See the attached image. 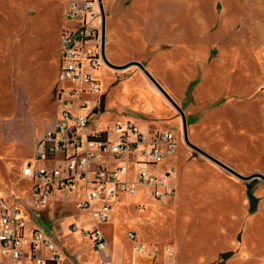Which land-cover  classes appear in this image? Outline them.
Segmentation results:
<instances>
[{
	"label": "rangeland",
	"instance_id": "1",
	"mask_svg": "<svg viewBox=\"0 0 264 264\" xmlns=\"http://www.w3.org/2000/svg\"><path fill=\"white\" fill-rule=\"evenodd\" d=\"M65 1L0 0L3 196L29 194L20 163L60 105L58 32ZM101 3L104 54L113 65L93 71L102 95L89 125L127 117L142 128L168 127L176 143L159 164L174 169L173 196L159 200L140 191L134 199L122 196L114 209L117 237L112 244L106 236L112 264H131L126 229L169 245L184 264H264V180L239 178L191 148L182 138L178 111L134 62L180 106L189 141L242 175L264 174V0ZM95 95H88L86 108L96 104ZM249 189L257 197L252 212ZM74 200L75 192L61 191L44 205H27L24 216L54 239L62 261L99 264L89 240L69 231L70 222H93ZM225 251L230 253L221 258Z\"/></svg>",
	"mask_w": 264,
	"mask_h": 264
},
{
	"label": "built area",
	"instance_id": "2",
	"mask_svg": "<svg viewBox=\"0 0 264 264\" xmlns=\"http://www.w3.org/2000/svg\"><path fill=\"white\" fill-rule=\"evenodd\" d=\"M62 16L58 78L66 83L58 89L60 105L52 123L35 137L31 155L20 163V176L29 180V194H0V264H66L54 239L24 216L27 205H44L55 193L75 192L74 206L93 222L85 227L70 222L69 231L89 240L99 264H112L100 224L110 219L113 200L134 196L140 189L145 197L159 200L175 192L170 179L174 169L159 166L175 150L173 130L142 128L127 117L89 125L101 98L93 71L105 63L98 0H66ZM91 93L96 94V104L88 109ZM124 236L131 243V264H184L169 260L173 251L167 244L147 241L133 229H126Z\"/></svg>",
	"mask_w": 264,
	"mask_h": 264
},
{
	"label": "water",
	"instance_id": "3",
	"mask_svg": "<svg viewBox=\"0 0 264 264\" xmlns=\"http://www.w3.org/2000/svg\"><path fill=\"white\" fill-rule=\"evenodd\" d=\"M99 3V9H100V15H101V55L102 58L104 60L105 63L113 65L112 63H110L107 58L105 57L104 54V42H105V36H104V19H105V14H104V10H103V6L101 3V0H98ZM135 64L141 69L143 70V72L147 75V77L157 86V88L161 91V93L167 98V100L173 105V107L178 111L180 118H181V131H182V138L183 140L194 150H196L197 152H199L200 154H202L203 156L207 157L208 159H210L211 161L215 162L216 164L220 165L222 168L226 169L227 171L233 173L234 175L238 176L239 178L242 179H248L251 177H255V176H259L264 180V174L260 173V172H255L249 175H242L240 173H238L235 169H233L231 166H229L228 164H226L225 162L219 160L218 158H216L215 156L211 155L210 153H208L207 151L203 150L202 148H200L199 146H197L196 144L192 143L191 141H189V139L187 138L186 135V129H185V117H184V113L182 111V109L180 108V106L175 102V100L161 87V85L155 80V78L144 68V66L139 62V61H134Z\"/></svg>",
	"mask_w": 264,
	"mask_h": 264
},
{
	"label": "crops",
	"instance_id": "4",
	"mask_svg": "<svg viewBox=\"0 0 264 264\" xmlns=\"http://www.w3.org/2000/svg\"><path fill=\"white\" fill-rule=\"evenodd\" d=\"M104 25H105V21H104ZM60 80V79H59ZM61 81V80H60ZM62 82V84H65L66 82L65 81H61ZM102 95V94H101ZM104 123H102V125H103ZM150 129H153V128H161V127H165V126H156V127H150V126H148ZM176 146V145H175ZM140 191H142L141 189L138 191V193H140ZM137 193V194H138ZM136 194V195H137ZM122 197V195L121 196H118V197H116L114 200H113V202H112V213H111V217H110V219L108 220V221H106V222H104V223H102V224H100V227H101V229H102V231H103V234L105 235V238H106V236H107V238L111 241V243L116 239V237H117V233H118V226H119V221L118 220H116V219H113V214H114V209L116 208V207H118V203L121 201L120 200V198ZM124 197H131V198H133L134 199V197L133 196H124ZM154 212L155 211H153L152 212V216L154 215ZM144 213H147V212H144ZM138 218V217H137ZM114 220V222H113V220ZM139 220H140V218H139ZM112 222H113V226H112ZM110 225V228L108 227ZM114 233V234H113ZM126 238V237H125ZM127 239V238H126ZM107 240V239H106ZM128 240V239H127ZM107 242H109V241H107ZM128 242H129V245H130V248H131V243H130V241L128 240ZM113 244V243H112ZM113 253V252H112ZM163 256V255H162ZM163 258L164 259H166V257L165 256H163ZM169 260H174V261H179V260H176L174 257H172L171 256V258H169ZM65 262V261H64ZM70 262H72V261H67V262H65L66 264H68V263H70ZM179 262H182V261H179Z\"/></svg>",
	"mask_w": 264,
	"mask_h": 264
},
{
	"label": "trees",
	"instance_id": "5",
	"mask_svg": "<svg viewBox=\"0 0 264 264\" xmlns=\"http://www.w3.org/2000/svg\"><path fill=\"white\" fill-rule=\"evenodd\" d=\"M252 189H249V206L248 209L250 212L254 211L256 209V201H257V197L254 196L251 193ZM230 253V251H225L220 253V257L221 258H225V256H227ZM221 258H219L221 260Z\"/></svg>",
	"mask_w": 264,
	"mask_h": 264
},
{
	"label": "bare ground",
	"instance_id": "6",
	"mask_svg": "<svg viewBox=\"0 0 264 264\" xmlns=\"http://www.w3.org/2000/svg\"><path fill=\"white\" fill-rule=\"evenodd\" d=\"M104 52H105V48H104ZM108 65V64H106ZM145 68V67H144ZM146 69V68H145ZM147 70V69H146ZM143 71V70H142ZM144 73V72H143ZM162 87V86H161ZM163 88V87H162ZM136 195H134L133 197H135ZM140 208H144V206L140 207Z\"/></svg>",
	"mask_w": 264,
	"mask_h": 264
}]
</instances>
